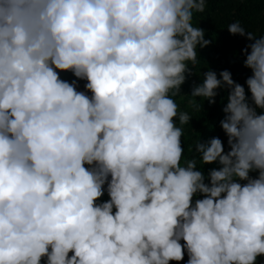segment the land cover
Here are the masks:
<instances>
[{"label": "clouds", "instance_id": "1", "mask_svg": "<svg viewBox=\"0 0 264 264\" xmlns=\"http://www.w3.org/2000/svg\"><path fill=\"white\" fill-rule=\"evenodd\" d=\"M207 7L0 0V264H264V34L226 27L243 84L197 72ZM177 94L219 96L227 149L198 131L185 158Z\"/></svg>", "mask_w": 264, "mask_h": 264}, {"label": "trees", "instance_id": "2", "mask_svg": "<svg viewBox=\"0 0 264 264\" xmlns=\"http://www.w3.org/2000/svg\"><path fill=\"white\" fill-rule=\"evenodd\" d=\"M198 20H200V26L208 30L206 38L213 39V42L199 49L203 59L195 65L194 70L197 72L200 69L201 71H206V67L210 65L219 74L220 70L227 68L232 71L233 78L243 84L251 70L246 68L241 62L244 58L243 53H240L239 56L237 53L251 41L246 36L230 33L226 27L229 22L239 20L249 31H254L257 35L264 34V0H208V7L205 13L196 14L193 23L197 24ZM61 75L69 80L74 78L71 72H62ZM193 80L199 81V77L195 73H192L182 86V92L190 91L189 85ZM84 83L85 81H80V89H83ZM221 95H223L222 92ZM174 99L180 106L179 111H188L193 115L191 124L183 126L185 158L192 156V153L189 152V146L194 144L200 133L202 134V139L207 138L209 135L220 136L225 142L227 149V137L219 126V120L224 115L219 96L216 104H209L205 101L206 117L202 116V108L193 107L188 103L191 99L190 96L177 94ZM206 119L216 125L215 130L208 128L205 124L207 123ZM183 162L182 159L181 163ZM212 166L214 165L209 164L205 167L209 168ZM187 259L186 254L184 260L186 261ZM260 260L264 261V255L260 257ZM170 264H184V261H171Z\"/></svg>", "mask_w": 264, "mask_h": 264}]
</instances>
